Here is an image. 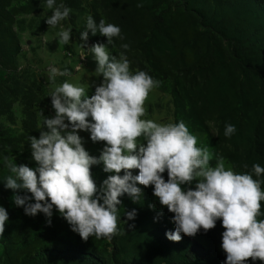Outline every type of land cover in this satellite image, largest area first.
Listing matches in <instances>:
<instances>
[{
  "label": "rangeland",
  "instance_id": "374dc122",
  "mask_svg": "<svg viewBox=\"0 0 264 264\" xmlns=\"http://www.w3.org/2000/svg\"><path fill=\"white\" fill-rule=\"evenodd\" d=\"M104 1L57 0L70 12L56 27L45 23L51 10L44 7L42 0L10 1L7 9L13 16L11 27L20 49L11 75L0 68V101L5 100L1 104L7 111L0 115V134L5 138L3 145L14 151L11 159L17 165L36 167L27 143L29 135L24 132L23 110L31 107L37 126L41 122L40 112L46 117L53 114L48 96L52 87L49 69L66 70L65 75H56L54 82L58 84L67 79L80 83L90 96L102 77L92 75L96 67L92 54L81 59L80 53L87 54L86 49L94 43L105 44L110 54L119 53L113 43L107 45V38L99 33L94 38L89 34L86 42L80 40L85 18L92 16L94 9L101 12ZM176 8H193L199 20L182 21L180 38L172 36L173 40H179L180 51L176 53L172 43L163 44L162 51H156L154 57L161 70L155 80L160 83L144 101V118L156 122L184 121L189 132L197 137V146L208 147L212 154L210 164L215 165L216 158L223 157L226 167L231 166L234 172H248L252 164L257 163L255 156L264 155V0H174L173 12ZM61 27L71 29L67 44H58L55 39ZM191 36L199 38L197 48L187 45ZM241 47L244 52H240ZM139 56L146 63V56L143 53ZM176 58L178 64L172 65L171 59ZM225 123L235 126V132L228 137L224 136ZM38 130L40 133L47 129L41 125ZM78 134L83 137V146L89 154L98 156L104 142H92L87 131L78 130ZM255 138L260 142L257 150L253 146ZM257 164L264 167V157ZM90 170L97 186L109 174L102 171V164L93 165ZM131 171L136 174L138 169ZM162 175L167 180L166 172ZM260 179L264 190V173ZM138 186L142 190L138 202H133L126 194L120 197L118 231L111 239L91 236L81 239L55 209L51 224L46 223L42 213L35 216L23 213L21 219L10 221L9 236H0V264H33L34 256L42 251L51 256L49 264H63L56 255L68 257L73 253L91 255L100 263L99 260L112 259L116 249V258L129 264H165L163 249L168 240L165 232L173 230L169 219L172 213H162L154 220L159 203L153 196L152 186ZM5 192L10 194V189ZM149 204L155 207L149 208ZM133 208L137 215L134 220H127L123 213ZM260 211L264 213V201ZM223 230L215 225L204 235L181 234L179 242L196 240L211 257H218L224 253L220 247ZM247 261L248 264H264L259 259L253 262L250 257Z\"/></svg>",
  "mask_w": 264,
  "mask_h": 264
},
{
  "label": "clouds",
  "instance_id": "9594fccd",
  "mask_svg": "<svg viewBox=\"0 0 264 264\" xmlns=\"http://www.w3.org/2000/svg\"><path fill=\"white\" fill-rule=\"evenodd\" d=\"M42 3L51 10L45 19L49 27H56L69 15L70 9L62 2ZM89 30L105 36L107 45L114 37L123 39L119 26L105 23L103 18L98 22L91 15L85 18L81 41H87ZM70 34V28L61 27L55 39L58 44H67ZM86 51L80 58L92 54L96 61L92 75L102 77L90 96L80 83L67 79L54 82V77L65 75L66 70L49 69L53 114L46 117L40 112L37 127L43 125L47 130H41L38 138L27 137L36 167L17 165L0 154V165L9 173L0 181L12 190L14 205L22 206L28 216L42 213L48 224L55 209L83 240L90 236L111 239L118 231L120 197L126 194L138 202L142 194L138 185H151L161 206L154 220L160 218L164 207L172 213L169 219L174 227L165 232L167 239L179 241L181 234L194 236L201 229L213 228L219 220L224 229L220 244L225 253L223 264H248L249 257L253 262H264V218L258 219L264 217L260 211L264 167L253 163L250 171L237 173L226 167L223 157L210 164L208 147L197 146V137L184 121L144 118V101L159 86L158 80L144 70L130 71L125 52L110 54L103 43H94ZM78 130L87 131L92 142H104L98 156L85 149ZM234 132L235 126L225 123L224 136ZM101 164L102 171L109 174L97 186L90 168ZM132 169L138 172L133 174ZM165 172L167 180L162 175ZM136 215L135 208L123 213L127 220ZM7 220L8 212L0 206V233Z\"/></svg>",
  "mask_w": 264,
  "mask_h": 264
},
{
  "label": "trees",
  "instance_id": "16d2710c",
  "mask_svg": "<svg viewBox=\"0 0 264 264\" xmlns=\"http://www.w3.org/2000/svg\"><path fill=\"white\" fill-rule=\"evenodd\" d=\"M11 0H0V68L9 74L15 70V56L19 52V43L12 30L13 16L8 11ZM137 4L140 6L137 7ZM167 4V5H166ZM172 4L174 0H105L101 5V12L94 9L92 15L94 21L98 22L104 15L107 23L118 25L120 28V34L123 36L121 40L119 37L113 38V45L119 52H125L127 59L129 60V69L131 71L144 70L153 79L157 78L160 69V64L156 61V51H162V45L172 43L174 51H180L179 40H173L172 36L177 35L179 37L180 23L182 21H190L198 19V12L193 8L185 10L176 8L173 12ZM91 38L95 36L89 30ZM211 36V33H208ZM183 35V34H182ZM264 42V40H262ZM126 43L127 49L120 48L121 44ZM199 38L191 36L187 39V45L191 48H197L199 46ZM240 48V52H244ZM139 53H143L147 60L146 63L142 62ZM173 58V56H171ZM178 59H171L172 65L178 64ZM0 101V115L6 113L4 106ZM5 100H3L4 102ZM30 106H26L23 110L24 132L27 135L39 137V130L37 128V119L35 113L30 109ZM3 133L0 134V154L7 155L12 158L14 151H9L4 145ZM253 146L257 150L260 146V142L257 138L254 139ZM257 163L263 160L264 155L258 153L256 156ZM13 161V160H12ZM14 163V162H13ZM91 171V170H90ZM92 173V171H91ZM8 170L0 165V180L4 176L8 175ZM5 187L2 181H0V206H4L8 212V220L5 222L4 230L0 233V236H9L8 225L10 221L15 222L17 219L23 217V207H17L14 205L10 194L5 192ZM159 205L158 209L160 210ZM166 207L163 208V213H167ZM216 226L218 229H223L220 221L217 220ZM205 231L200 230L197 234L204 235ZM163 247V246H162ZM117 249L115 250L116 253ZM164 263L165 264H223L225 260V253H222L218 257H211L208 254V250L201 245L198 241L193 239H185V242L167 240L164 243ZM115 253L112 259L106 261H100L98 263L91 255L73 253L68 257L57 254L56 257L63 262V264H129L124 260H118ZM37 257V258H36ZM48 256L45 252H38L33 258V264H49Z\"/></svg>",
  "mask_w": 264,
  "mask_h": 264
}]
</instances>
